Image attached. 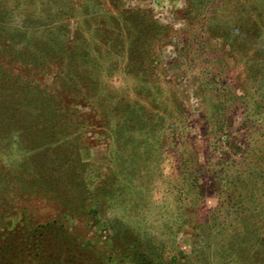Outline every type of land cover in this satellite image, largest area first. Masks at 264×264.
Wrapping results in <instances>:
<instances>
[{
    "label": "rangeland",
    "instance_id": "obj_1",
    "mask_svg": "<svg viewBox=\"0 0 264 264\" xmlns=\"http://www.w3.org/2000/svg\"><path fill=\"white\" fill-rule=\"evenodd\" d=\"M186 7L184 0H0V264H137L129 242L115 241L110 230L115 217L131 214L118 204L127 193L128 180L120 171L127 163L131 142H123L129 134L124 141L115 140L112 115L86 84L113 68L123 76L120 84L125 80L143 92L146 112L162 116L157 121L166 138L177 137L184 148L194 143L195 158L205 166L202 119L210 108L208 74L213 80L231 75L241 97L250 86L240 81L256 51L237 52L233 58L229 41L224 45L222 37L227 18L214 23L223 32L214 37L203 30H209L208 14L186 17ZM93 12L115 15L124 35L136 36L134 48L110 52L115 65L105 66L95 56L99 62L94 74L87 64L83 70L74 65L66 70L62 52L75 42L81 25L94 20ZM102 20H94L97 28H109ZM224 62L229 70L219 69ZM222 84L221 89H228ZM106 85L104 92L111 95L114 89L108 81ZM149 100L158 107L153 109ZM240 106L234 111V126L249 112ZM130 124L134 130L144 127L136 118ZM153 128L152 123L147 127L150 152L159 143ZM209 128L213 132L211 124ZM259 143L257 134H251L249 144L258 159ZM144 144L140 141L139 147ZM236 146L234 141L229 147L231 158L238 153ZM233 166L225 163L223 179L242 171ZM217 196L204 195L183 207L186 222L169 244L180 259L165 264H186L183 256L190 255L192 244L214 247L199 232L208 227L207 240L213 241L215 230L209 225L226 218V210L215 212ZM254 218L234 224L236 231L248 234L246 244L236 235L231 240L224 235L225 249L237 254L235 264H264V198ZM197 262L206 264L201 257Z\"/></svg>",
    "mask_w": 264,
    "mask_h": 264
},
{
    "label": "trees",
    "instance_id": "obj_2",
    "mask_svg": "<svg viewBox=\"0 0 264 264\" xmlns=\"http://www.w3.org/2000/svg\"><path fill=\"white\" fill-rule=\"evenodd\" d=\"M184 1L187 7L183 13L186 17H197L204 12L208 14L205 17L207 18L206 29L209 28V30L204 28L203 30L204 33L209 32L214 37L223 34V32L220 33V26L214 23L222 24L221 19H224L222 16L227 18L225 33L222 37L224 45L229 41L228 54L233 58H236L237 52L240 55L243 51L246 53L256 51L252 53L253 57L248 59L252 61L247 62L249 65L244 69L245 78L240 81V84H247L249 81L250 87L240 97L236 92L239 87L238 81L231 75L228 78L217 75L213 80V74H208L207 90L210 108L209 113L207 112L208 114L202 119L206 163L202 166L195 158L197 150L194 143L184 148L177 137L173 140L167 139L165 130L158 125L157 121L162 116L146 112L141 105L143 92L131 87L125 80L123 84H120L119 81L123 76L115 73L113 68L105 73L103 78L94 76L88 80L90 84H86L87 91L95 100L104 102L106 113L113 117L116 127L113 129L115 140L124 141L125 134H129V138L123 143L131 142L130 149L127 147L126 166H121L120 171L121 175L127 177L129 184L126 183L124 186L127 193L118 202L123 208L124 205L127 206L131 214L128 217L126 214L115 217L110 223V230L115 241L123 239L129 242V250L134 252L133 256L137 264H165L169 260L177 262L180 257L176 254L175 247H169V244L173 243L176 234L186 222L183 207L190 203L195 205L203 199L204 195H218L219 201L215 212L220 209L222 214V211L226 210V218H220L218 223L209 225L215 230L213 241L207 240L210 234L207 231L208 227L199 232L201 238L204 237V241H210L214 247H209L208 244L196 248V245L192 244L190 255H185L183 258L186 264H196L200 257L206 264H235L237 254L235 251L225 249L227 239L224 235L225 233L231 235L229 240L236 235L246 244L244 236L248 234L236 231L234 224L243 221L242 226L250 223L252 218L254 220V214L258 212L260 201L264 198V0ZM97 13L99 12H93L94 20H98L99 17L105 18L102 21L109 22L110 30H106L109 29L106 25L105 30L97 28L94 20L83 23L82 32L76 33L75 42L70 44L71 47L64 48L62 52L65 56L62 64L66 70L70 65L83 70V65L87 64L94 74L99 62V58L95 56L101 57L100 62L105 66L115 65L114 59L110 58L112 54L110 52L134 48L132 40H135L136 36L129 34L125 36L117 27L119 20L115 15L102 13L97 15ZM232 21H237V24ZM232 29H235L236 34L234 31L230 38ZM80 36L82 41H79ZM224 45L222 44V47ZM120 55V59H123L124 54ZM88 68L86 74H89ZM223 68L229 70L230 66L224 62L219 69ZM247 71L249 76L246 75ZM223 79H228L221 83L228 88L226 90L221 89V84H218ZM252 79L254 85L251 84ZM88 81L86 83H89ZM107 81L114 89L111 95L104 92V89H109L106 85ZM128 96H136V99L127 100ZM119 98L123 100L117 101ZM149 103L152 104L153 109L158 107V103L154 100H149ZM239 106L240 109L243 108L249 112L244 114L234 126L236 119L234 111ZM134 118L142 121L144 127L134 130L130 124ZM150 123L154 125L153 133L157 134L155 143L159 142L156 152H150L147 145L149 137L147 127ZM210 124L213 126V132L209 128ZM125 128L127 132L124 131ZM254 133L260 140L258 146L261 150L260 159L256 158L252 143L249 144L250 136ZM231 135H234V138H231ZM140 141L142 144L145 143V146L139 147ZM234 141H237L238 153L231 158L228 155L229 147L233 146ZM247 145L249 148H246ZM240 159H248V161L242 163L239 162ZM226 162L235 164L233 167L239 166L242 171L236 170L234 175L226 180L223 179L226 174L222 168ZM217 176L220 177L217 178ZM216 178L217 181L214 180ZM246 218L249 220H245ZM251 245H253V238Z\"/></svg>",
    "mask_w": 264,
    "mask_h": 264
}]
</instances>
